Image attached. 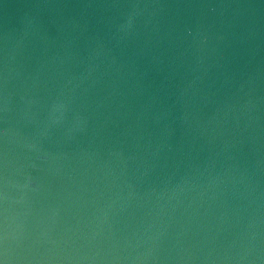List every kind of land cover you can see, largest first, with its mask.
<instances>
[{
  "label": "water",
  "instance_id": "95a60500",
  "mask_svg": "<svg viewBox=\"0 0 264 264\" xmlns=\"http://www.w3.org/2000/svg\"><path fill=\"white\" fill-rule=\"evenodd\" d=\"M0 264H264V0H0Z\"/></svg>",
  "mask_w": 264,
  "mask_h": 264
}]
</instances>
